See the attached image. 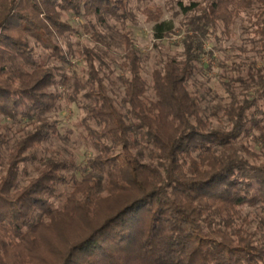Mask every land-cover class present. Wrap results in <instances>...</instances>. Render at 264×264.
I'll return each mask as SVG.
<instances>
[{"label": "trees", "instance_id": "trees-1", "mask_svg": "<svg viewBox=\"0 0 264 264\" xmlns=\"http://www.w3.org/2000/svg\"><path fill=\"white\" fill-rule=\"evenodd\" d=\"M133 1L0 0V264H264V0L177 1L182 51L150 79ZM140 11L156 39L174 31L160 6ZM238 19L207 112L194 76ZM62 101L81 112L82 164L50 148Z\"/></svg>", "mask_w": 264, "mask_h": 264}, {"label": "rangeland", "instance_id": "rangeland-1", "mask_svg": "<svg viewBox=\"0 0 264 264\" xmlns=\"http://www.w3.org/2000/svg\"><path fill=\"white\" fill-rule=\"evenodd\" d=\"M177 1H182L183 4L186 5L189 4L190 1H197L202 7L208 2V0H134L131 4L134 23L130 24V26L132 28L133 39L145 57L143 63V75L147 79H150L151 69L156 65V63H159L160 60H165L169 56L177 55L182 51L180 43L182 35L179 25L184 19V16L182 14V9L177 4ZM146 5L160 6L162 19L172 23L174 31L166 38H163L162 40L155 38L153 34V24L146 21L145 16L140 11ZM72 22L76 26H81V24L84 23V20L78 17H73ZM245 27L246 23H244L242 19H238L231 28L232 33L230 38L227 40L224 39L223 42H219V45H215V47L213 46L215 43L205 45V48L211 51L212 56L209 53L205 54V57L202 60L203 68H205L203 70H205V73H197L194 76V84L197 86L203 82L207 88H211L212 93L207 95L206 102L204 103V107L207 112H210L212 106H217L219 103L223 102L221 96H224V94L220 82L222 79L221 73L223 72V69L219 66L218 62L222 59L226 60V63L229 64L231 60H236V58H234L235 53L240 55V52L237 50V46L244 42L243 37L246 33L243 29ZM80 32L82 33L81 35L70 39L73 49H76L78 46L76 44L77 40L83 43V41H85L84 39H89V35L84 33L81 27ZM216 33L217 37H222L220 30ZM216 46L221 47L220 51L216 48ZM114 50H111V55H115L117 54V51H120L119 49ZM233 53L234 55H232ZM227 56H230L231 58H227ZM241 56L244 58V54ZM106 60L109 61V59ZM119 61L114 62V65L109 63L111 68L113 66L115 67L112 78L114 81L116 80V82H119L116 79V76L121 73ZM89 63L88 56L83 58L75 51V55L72 58V68L75 69L77 76L80 79L86 75L85 70L88 68ZM96 63L98 64V62ZM208 64L211 66L209 69L206 68ZM214 93H216L215 97H213ZM53 116L57 119L59 129L61 131V138L59 137V139H54L52 144H50V148L58 146L64 151V155L71 153L74 157H76L77 163L82 164L85 161L87 149H85L82 140L79 138L81 128L78 125V120L81 117V112L74 104L68 105L62 101L61 109L55 111ZM87 151L89 152V150ZM65 189L66 191L70 190L69 187H66Z\"/></svg>", "mask_w": 264, "mask_h": 264}]
</instances>
